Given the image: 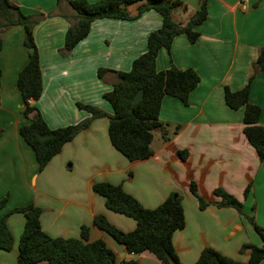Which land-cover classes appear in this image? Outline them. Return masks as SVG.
<instances>
[{
    "label": "crops",
    "instance_id": "obj_1",
    "mask_svg": "<svg viewBox=\"0 0 264 264\" xmlns=\"http://www.w3.org/2000/svg\"><path fill=\"white\" fill-rule=\"evenodd\" d=\"M26 15L44 14L34 29V40L40 54L43 94L36 106L52 129L79 124L90 113L77 103L94 105L112 115V105L104 94L112 90L116 75L109 72L101 79L99 69L128 72L132 63L147 50L148 35L162 27V16L155 10L145 12L133 21L96 20L89 35L68 55L60 50L73 19L72 9L56 0H10ZM96 2L99 0H89ZM186 10L177 9L174 18L186 24L200 9V0H180ZM136 10L131 8L130 15ZM200 36L191 43L186 35L175 38L171 52L162 49L157 69L171 64L179 69H194L200 83L185 106L180 100L166 96L160 120L167 124L170 138L164 133L152 143L153 155L144 161L130 162L114 148L109 137V119L100 118L66 144L43 171L34 150L20 135L28 123L25 104L18 90V77L29 62L24 26L15 25L2 34L0 51L2 68L0 99V200L8 202L0 211V220L10 211L28 205L42 209V229L54 238H80L83 226L90 228L89 241L102 239L116 254L117 264L135 260L140 264H163L154 254L129 255L123 245L94 225L103 215L124 232H132L134 219L106 207L104 197L96 193V183L122 185L145 208L154 209L175 193L182 197L186 225L173 236V244L181 264H195L206 247L244 264L250 251L245 244L262 246L264 242L247 219L232 207H220L215 190L222 188L242 200L244 211L257 208L256 219L264 227V161L244 134V108L233 110L225 101V88L243 89L254 74V63L264 48V0H209L208 18L197 29ZM250 102L259 106L264 124V71L253 80ZM181 126L174 134L176 127ZM187 151L186 159L179 155ZM196 183L199 194L211 202L199 208L190 190ZM26 217L16 212L7 224L14 237L12 250L0 249V264H17L19 242ZM36 264H47L39 262ZM264 264V260L261 262Z\"/></svg>",
    "mask_w": 264,
    "mask_h": 264
},
{
    "label": "trees",
    "instance_id": "obj_2",
    "mask_svg": "<svg viewBox=\"0 0 264 264\" xmlns=\"http://www.w3.org/2000/svg\"><path fill=\"white\" fill-rule=\"evenodd\" d=\"M58 8L68 5L73 14L60 15L73 19L65 35V45L60 53L68 55L90 33L92 24L100 19H118L133 21L139 19L149 10L157 11L163 19L162 27L151 32L147 38V50L132 63L128 72L99 69L98 76L112 72L117 80L112 90L104 94V98L112 105L114 113L108 114L94 105L77 103L79 109L90 113V118L74 125L52 129L31 101H38L43 94V76L40 54L34 40L35 27L45 18L44 14L26 15L10 0H0V51L3 47V32L15 25L24 26L27 34L25 42L29 50V62L18 77V90L25 104L23 112L28 123L21 126L19 132L24 141L34 150L39 165L43 171L52 159L59 155L64 146L73 141L83 130L89 128L92 122L100 118L109 119V137L112 145L130 162H140L153 155L152 143L154 131L167 127L160 120V111L164 97L171 96L180 100L185 106L189 104L192 91L200 83V76L194 69H179L175 64L163 71L157 69V58L162 49L171 52L176 37L186 35L191 43H196L200 33L198 28L208 18L209 0H200V9L191 16L186 24L177 22L174 13L177 9L186 10V5L180 0H56ZM142 3L135 15H130L128 7ZM3 19V21H1ZM34 49L33 52L30 50ZM264 71V48L259 52L254 63V74L248 84L239 91L225 88V101L229 108L238 110L244 108V134L248 143L255 149L260 161H264V124H260L262 110L250 102L251 85L254 78ZM2 68L0 67V99H1ZM143 90L144 95L139 103L134 104L136 94ZM181 126H177V134ZM0 130V138L2 136ZM165 142H169L167 131H164ZM182 159L188 152L180 151ZM96 193L106 200V207L124 216L134 219L137 227L132 232H124L110 223L103 215L94 219V225L107 233L116 242L123 245L129 255L150 252L163 264H181L173 244L176 231L186 225L182 197L175 193L154 209L145 208L134 196L126 192L122 185L108 182L96 183L93 186ZM192 194L196 197L201 210L206 209L211 202L204 199L198 191L196 183L190 185ZM251 184L245 193L248 195ZM220 197V207H232L242 211L243 204L232 194L222 188L215 190ZM8 202V196L0 200V211ZM255 210V206L253 207ZM20 212L26 217L24 231L19 242V258L17 264H117L116 254L102 239L90 242V228L83 226L80 238H54L47 234L41 226L42 209L31 204L7 213L0 220V249L10 251L14 245V237L8 227L7 219L12 213ZM250 223L264 242V228L254 215ZM250 251V258L244 264H261L264 260V245L245 244L242 251ZM123 264H140L129 260ZM195 264H242L225 256L212 247L202 251Z\"/></svg>",
    "mask_w": 264,
    "mask_h": 264
},
{
    "label": "rangeland",
    "instance_id": "obj_3",
    "mask_svg": "<svg viewBox=\"0 0 264 264\" xmlns=\"http://www.w3.org/2000/svg\"><path fill=\"white\" fill-rule=\"evenodd\" d=\"M144 2H142V3H135V4H132V5H130L129 7H128V12H129V14H130V11H131V8H134V10H136V13H137V11H138V8L140 7V5L141 4H143ZM1 21H3V19H1ZM182 24V23H181ZM184 25V24H183ZM113 109V108H112ZM165 131V130H164ZM164 131H163V129H158V130H155L154 131V134L156 135V138H158L159 136V133L160 132H162V133H164ZM252 186V185H251ZM248 187V186H247ZM247 189V188H246ZM246 191V190H245ZM245 191H244V193H243V197H242V200H240V199H238L236 196V198L243 204V207H242V211L241 212H239L238 210H236L235 208V210L236 211H238V213L241 215V216H243L245 219H247L248 221H249V223H250V217L252 216V215H254L255 216V218H256V215H257V208H256V206H255V210H253V208L251 209V214H247L245 211H244V198L246 197V196H248V195H246V193H245ZM233 195V194H232ZM245 196V197H244ZM220 202H222V200L220 201ZM254 207V206H253ZM256 221H257V219H256ZM257 223H258V221H257ZM259 224V223H258ZM252 225V224H251ZM260 225V224H259ZM261 226V225H260ZM261 227H263V226H261ZM264 228V227H263ZM119 244V243H118ZM121 245V244H120Z\"/></svg>",
    "mask_w": 264,
    "mask_h": 264
},
{
    "label": "water",
    "instance_id": "obj_4",
    "mask_svg": "<svg viewBox=\"0 0 264 264\" xmlns=\"http://www.w3.org/2000/svg\"><path fill=\"white\" fill-rule=\"evenodd\" d=\"M30 51L33 52L34 49H31ZM143 95H144L143 90H140V91L136 94V96H135V98H134V100H133V103H134V104L139 103V102L142 100Z\"/></svg>",
    "mask_w": 264,
    "mask_h": 264
}]
</instances>
